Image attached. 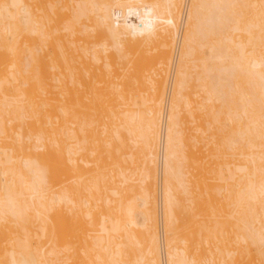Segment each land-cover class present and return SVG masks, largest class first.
Listing matches in <instances>:
<instances>
[{
    "label": "bare ground",
    "instance_id": "obj_1",
    "mask_svg": "<svg viewBox=\"0 0 264 264\" xmlns=\"http://www.w3.org/2000/svg\"><path fill=\"white\" fill-rule=\"evenodd\" d=\"M0 264H264V0H0Z\"/></svg>",
    "mask_w": 264,
    "mask_h": 264
},
{
    "label": "rangeland",
    "instance_id": "obj_2",
    "mask_svg": "<svg viewBox=\"0 0 264 264\" xmlns=\"http://www.w3.org/2000/svg\"><path fill=\"white\" fill-rule=\"evenodd\" d=\"M156 7L159 9V8H161L162 6L157 5ZM157 8H156V12L158 13ZM162 9H163V8H162ZM162 9H161V10H162ZM152 10L155 12V8H153ZM163 11H164V10H163ZM156 12H155V13H156ZM162 13H163V12H162ZM162 13H158L159 16H160ZM160 25L162 26V24L159 22V27L157 26V28H156V30H154V32H153V30H151V32H150L151 35H150V36H152V39H151L150 36L148 37V40H149V42H150V44H149V42H148V45H149L148 48H150V51L153 49V47L155 46V44L157 45V42H155V40L158 41V40L160 39L161 32L163 33V29H161V26H160ZM175 26H176V25H175ZM152 32H153V34H152ZM173 32H174V33H172V34H173L174 37H172V38H173L172 45H173L174 40H175V35H174V34H175V30H174V29H173ZM153 36H154V37H153ZM149 38H150V39H149ZM152 40H154V41L152 42ZM151 44H152V46H151ZM173 47H174V46H173ZM171 50H173L172 47H171ZM153 52L155 53V49H153V51H152L151 54H153ZM170 54L172 55V52H171ZM168 70H169V66H168V68L166 69V71L168 72ZM167 72L164 74V75H165V79H166V77H167ZM215 80H217L216 77H215ZM136 90H137V88H136ZM195 100L198 101V99H196V98H195ZM195 115H196V114H195ZM196 116H197V115H196ZM192 118H193V116H192ZM188 119H189L188 121L191 120L192 123H190V125H189V123H188L187 126H190V128L192 127V130L195 131V128H193V125H194V124H197V122H196L197 119L194 120V119H191V117H188ZM186 124H187V123H186ZM191 124H192V125H191ZM194 127H195V126H194ZM186 129H187V128H186ZM188 129H189V128H188ZM188 129H187L186 132H187L188 135H190V133L193 132V131L190 130L191 132L189 133V130H188ZM34 130L36 131V129H34ZM195 134H196V133H195ZM192 135H193V133H191V136H192ZM191 136H188V137L191 138ZM195 136H196V135H195ZM193 137H194V135L192 136V138H193ZM191 140H192V139H191ZM193 140H194V139H193ZM193 140H192V142H193ZM190 143H191V142H190ZM196 143H198V141H196ZM198 144H199V143H198ZM191 145H192V152L194 153V152H195L194 148L196 149V147H195L196 145H195L194 142L191 143ZM193 145H194V148H193ZM202 145L205 146L204 144H202ZM197 146H198V145H197ZM203 146H201V147H203ZM201 147H200V151H201ZM204 148H205V147H204ZM197 149H198V147H197ZM202 149H203V148H202ZM193 150H194V151H193ZM203 150H204V149H203ZM203 150H202V151H203ZM205 150H206V149H205ZM205 150H204V151H205ZM196 151H197V150H196ZM207 151H208V149H207ZM207 151H205V152H207ZM197 153H200V152H199V149H198V152H197ZM203 153H204V152H203ZM194 154L196 155V152H195ZM205 154H206V153H205ZM196 156L199 157L198 154H197ZM229 157H230V156H229ZM229 157H228V160H229ZM230 158H231V157H230ZM204 163H205V162H204ZM195 171H196V170H195ZM186 172H187V170H186ZM196 172H197V171H196ZM197 173H198V172H197ZM197 173H196V174H197ZM192 176H194V174H193ZM192 176H189V178H191V180H192ZM189 178H188V180H189ZM193 178H194V179H193L192 181H194L196 177H193ZM195 181H196V180H195ZM195 181H194V182H195ZM218 183H219V182H218ZM221 183H224V182H221V181H220V184H221ZM190 185H191V184H190ZM192 185H193V182H192ZM221 185H222V184H221ZM225 185H226V182H225L224 186H225ZM191 187H192V186H191ZM192 188H193V187H192ZM196 188L198 189L197 186H196ZM196 188H195V189H196ZM193 189H194V188H193ZM195 189H194V190H195ZM223 189H224V187L222 188L221 192L224 191ZM225 190H226V188H225ZM155 191H156V198H157V182H156V188H155ZM197 191H199V190H197ZM219 193H220V192H219ZM182 195H184V197H185V194H182ZM221 195H222V194H221ZM224 195H225V194H224ZM224 195H222L221 198H222ZM182 197H183V196H182ZM157 199H158V198H157ZM184 199H185V198H184ZM186 200H187V196H186ZM185 202H186V201H185ZM187 204H188V203H187ZM187 204H186V205H187ZM190 204H191V203H190ZM188 205H189V204H188ZM186 214H187V213H186ZM187 215H188V214H187ZM187 215H186V216H187Z\"/></svg>",
    "mask_w": 264,
    "mask_h": 264
}]
</instances>
